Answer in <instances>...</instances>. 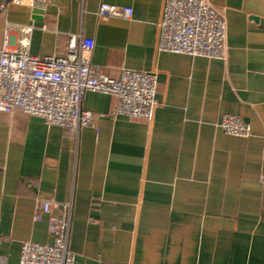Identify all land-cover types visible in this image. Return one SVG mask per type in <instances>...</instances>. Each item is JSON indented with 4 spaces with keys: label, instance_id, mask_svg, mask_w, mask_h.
<instances>
[{
    "label": "crops",
    "instance_id": "crops-1",
    "mask_svg": "<svg viewBox=\"0 0 264 264\" xmlns=\"http://www.w3.org/2000/svg\"><path fill=\"white\" fill-rule=\"evenodd\" d=\"M226 24L225 60L161 52L166 0H47L0 14L19 49L64 56L71 35L95 41L93 65L157 74L152 120L111 116L117 98L87 92L94 127L70 132L20 110L0 112V256L19 264L25 242L49 244L40 199L72 206L74 264H264V0H207ZM102 3L131 7L103 21ZM34 9L39 10L35 12ZM225 115L251 126L228 134Z\"/></svg>",
    "mask_w": 264,
    "mask_h": 264
},
{
    "label": "built area",
    "instance_id": "built-area-1",
    "mask_svg": "<svg viewBox=\"0 0 264 264\" xmlns=\"http://www.w3.org/2000/svg\"><path fill=\"white\" fill-rule=\"evenodd\" d=\"M11 4L43 8L47 0H0V14ZM97 16L103 21L130 19L131 7L102 3ZM159 50L193 57L227 58L226 24L222 14L207 0H166L160 24ZM12 27L6 28L0 48V112L23 113L45 120L48 125L67 127L70 132L94 127L96 115L82 108L87 92L113 95L117 105L111 116H126L150 121L157 107V74L124 70L118 80L104 75L93 65L95 41L71 35L64 56L38 57L30 53L33 26H20V48H11ZM228 134L250 137L251 126L234 115H225L220 123ZM72 206L52 199H40L34 221L47 216L49 244L25 242L19 264H74L68 247ZM6 259L0 256V264Z\"/></svg>",
    "mask_w": 264,
    "mask_h": 264
},
{
    "label": "water",
    "instance_id": "water-1",
    "mask_svg": "<svg viewBox=\"0 0 264 264\" xmlns=\"http://www.w3.org/2000/svg\"><path fill=\"white\" fill-rule=\"evenodd\" d=\"M34 11H35V12H39V10H37V9H34Z\"/></svg>",
    "mask_w": 264,
    "mask_h": 264
}]
</instances>
